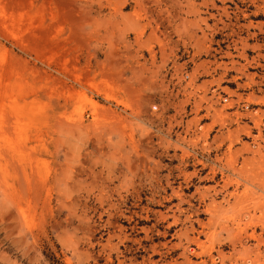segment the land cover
<instances>
[{
	"label": "rangeland",
	"instance_id": "374dc122",
	"mask_svg": "<svg viewBox=\"0 0 264 264\" xmlns=\"http://www.w3.org/2000/svg\"><path fill=\"white\" fill-rule=\"evenodd\" d=\"M0 264H264V0H0Z\"/></svg>",
	"mask_w": 264,
	"mask_h": 264
}]
</instances>
